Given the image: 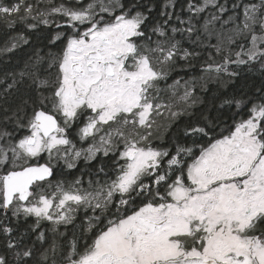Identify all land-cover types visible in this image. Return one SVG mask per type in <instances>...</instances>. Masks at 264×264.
Returning <instances> with one entry per match:
<instances>
[{
  "label": "snow or ice",
  "instance_id": "snow-or-ice-1",
  "mask_svg": "<svg viewBox=\"0 0 264 264\" xmlns=\"http://www.w3.org/2000/svg\"><path fill=\"white\" fill-rule=\"evenodd\" d=\"M0 24L32 49L0 72V264H264V0H0Z\"/></svg>",
  "mask_w": 264,
  "mask_h": 264
},
{
  "label": "trees",
  "instance_id": "trees-1",
  "mask_svg": "<svg viewBox=\"0 0 264 264\" xmlns=\"http://www.w3.org/2000/svg\"><path fill=\"white\" fill-rule=\"evenodd\" d=\"M233 2V0H220V3L222 4H227L230 8L231 3ZM211 12H215V9L213 8H209L207 10L206 13L202 14V16H207L209 13ZM231 15V12H225L221 18V21H217L215 22L213 25H210V29L213 33H222L223 31V24L222 21L226 20L228 18V16ZM229 26H231V24H229ZM9 30L6 28L5 25L0 24V47H4L5 43L8 40L9 36L12 35H16V33L18 31H20L19 27L13 31L10 30L9 34H7L6 32H8ZM224 42L227 43V39L223 38ZM216 41V37L215 35L212 37L211 39V43L215 44ZM31 46L30 45H24L18 49H16L14 52L12 53H5V54H0V72H3L5 70L7 71H16L19 72L20 70L23 69V63L24 61L27 59L28 54L31 52ZM200 50V49H197ZM206 58L203 57L201 58V62L202 60ZM217 59H219L217 57ZM253 79L257 80L259 79L258 76H253ZM207 87L209 89H215L217 87L215 82H210Z\"/></svg>",
  "mask_w": 264,
  "mask_h": 264
},
{
  "label": "rangeland",
  "instance_id": "rangeland-1",
  "mask_svg": "<svg viewBox=\"0 0 264 264\" xmlns=\"http://www.w3.org/2000/svg\"><path fill=\"white\" fill-rule=\"evenodd\" d=\"M232 27H233L232 25L231 26H229V25H224L223 26V31H222L223 38L227 39L228 35L231 34Z\"/></svg>",
  "mask_w": 264,
  "mask_h": 264
},
{
  "label": "flooded vegetation",
  "instance_id": "flooded-vegetation-1",
  "mask_svg": "<svg viewBox=\"0 0 264 264\" xmlns=\"http://www.w3.org/2000/svg\"><path fill=\"white\" fill-rule=\"evenodd\" d=\"M7 28V27H6ZM8 29V28H7ZM9 31L8 32H6L7 34H9V32H10V29H8ZM95 163V162H94Z\"/></svg>",
  "mask_w": 264,
  "mask_h": 264
}]
</instances>
